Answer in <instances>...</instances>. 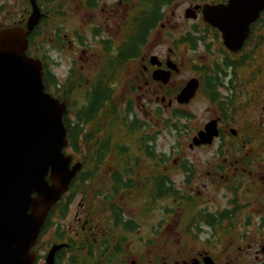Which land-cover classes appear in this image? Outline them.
<instances>
[{"label": "flooded vegetation", "instance_id": "1", "mask_svg": "<svg viewBox=\"0 0 264 264\" xmlns=\"http://www.w3.org/2000/svg\"><path fill=\"white\" fill-rule=\"evenodd\" d=\"M36 1L42 17L27 36V55L40 58L43 71L55 75L51 69L58 58L52 53L79 52L78 58L70 59L59 85L49 86L52 92L71 95L76 88L83 93L93 86L103 87L99 79L89 85V78L98 76L99 62L90 75L81 70L79 62L90 59L92 55L84 59L90 50L104 64L106 51L119 55L122 46L126 77L113 74L107 81L115 101V91L123 88L121 111L139 110L144 124H170L178 138L190 140L208 122L216 121L218 135L211 143H189L191 149H208L212 156L204 160L202 169L185 161L183 171L192 191L196 178L208 182V192L220 190L222 205L214 200L201 205L198 193L190 195L191 202L183 201L190 207L187 216L179 215V234L189 248L177 251L179 256L166 254L164 249V229L170 223H164L160 199L148 202L143 191L141 199L134 201L137 211L131 214L123 200L115 198L104 207L99 199L77 193L66 204L68 190L44 221L33 264H47L54 245H60L54 264H241L238 258L250 253L255 259L262 253L259 264H264V0H139V10L135 0L110 4L78 0L73 9L67 0ZM27 3L28 11L20 17L10 16L8 23L0 22V28L25 25L31 10ZM2 11L3 5L0 18ZM84 17L93 21L89 36L98 51L87 43ZM114 27L118 35L112 34ZM38 33L45 45L36 39ZM190 79L197 80V89L187 102L180 103L178 95ZM199 98L206 101L208 114L196 122L193 105ZM60 100L69 104L66 98ZM73 101L76 111L82 108L83 101ZM163 111L170 116L163 119ZM151 112H161L154 122L148 116ZM66 118L78 121L68 109ZM130 187L134 185L123 188ZM170 211L166 217L176 216L179 207ZM255 221L259 226L250 230ZM232 239L238 244L229 245ZM195 240L201 248L193 249Z\"/></svg>", "mask_w": 264, "mask_h": 264}, {"label": "water", "instance_id": "2", "mask_svg": "<svg viewBox=\"0 0 264 264\" xmlns=\"http://www.w3.org/2000/svg\"><path fill=\"white\" fill-rule=\"evenodd\" d=\"M29 3L25 25L0 28V264L34 263L33 246L45 218L81 169L65 152L67 102L45 90L42 61L26 52L27 36L42 17L36 0ZM197 86L190 79L178 102H187ZM217 135L212 120L191 146L209 144ZM59 247H51L47 264H54Z\"/></svg>", "mask_w": 264, "mask_h": 264}, {"label": "trees", "instance_id": "3", "mask_svg": "<svg viewBox=\"0 0 264 264\" xmlns=\"http://www.w3.org/2000/svg\"><path fill=\"white\" fill-rule=\"evenodd\" d=\"M39 1L43 3L44 0ZM135 1L137 2L135 8L141 9L139 0ZM146 22H150L149 16ZM41 34L38 33L36 39ZM120 49L119 55L106 51L104 64L98 71V76L89 78V85L99 79L104 83L103 87L93 86L83 93L82 89L76 88L75 94L71 95L58 91L50 92L59 99L66 98L69 102L68 110L74 112L78 119L76 122L69 118L64 120L69 140L67 148L70 149L73 160L81 163V170L72 180L69 194L64 198L67 200L66 204L73 201L77 193L86 198L87 194L94 192V195L90 194L91 196L87 198L93 200L96 194H102L99 199L100 206L105 207L107 202L114 199L119 190H124L123 187L127 185H134V188H129L132 190L126 188L125 192L136 191L141 194L145 191L144 197L148 202L171 197L191 202V196H180L167 174L160 170L153 136L146 133L147 130H142L144 123L128 110H120L118 101H115L112 95V88L107 85L111 75H117L123 67L122 46ZM43 80L47 91L50 85H59L55 75L46 70ZM72 99L80 103L83 101L82 108L76 111ZM101 121L104 123L101 124ZM158 160L161 162L166 160L163 153L158 154ZM106 167L112 168V172L105 173L103 169ZM143 168L149 171L145 173ZM181 168L187 167L182 164ZM107 183L110 184L108 187L105 186ZM93 185L97 187L91 191ZM138 199L141 197L138 196Z\"/></svg>", "mask_w": 264, "mask_h": 264}, {"label": "rangeland", "instance_id": "4", "mask_svg": "<svg viewBox=\"0 0 264 264\" xmlns=\"http://www.w3.org/2000/svg\"><path fill=\"white\" fill-rule=\"evenodd\" d=\"M107 4L110 3H115L116 0H101ZM184 0H179V2H182ZM79 3L78 0H67V3L70 5L69 7H71L72 9L74 8L76 3ZM3 5V11H2V18H0V22L2 23H8L10 21V16H18L20 17L21 13H23L25 11V9H27V11L29 10L28 7V3L27 0H0V6ZM181 7H179V12H180ZM82 11L78 10L77 13H80ZM93 22V21H91ZM88 22L87 18H83V28H84V32L85 34H87V43L88 45H91L92 48H95V42L91 39V37L89 36V27H90V23ZM116 27H114L112 30V34L115 35L116 32ZM122 34V30H120L119 35ZM118 35V34H116ZM42 34L40 37L37 38V40H39V43H41L43 45L44 43V39L42 38ZM45 45V43H44ZM45 48V46H44ZM97 51L98 49L95 48ZM79 52L77 51L76 53L74 52H70V53H63L60 54V56L57 53H52V56H54L55 58L57 57L58 62L57 65H53L52 66V72L55 74V77L57 78L58 81L62 80L65 75H66V71L68 70V66H69V61L71 58H78ZM89 55L90 59L88 60H84L83 62H79L80 65L82 66V69L86 75H90L92 72V69L95 67V64L97 62H99L98 64V68H96L97 70L95 71H99L100 68L103 66V62L102 60L98 59L97 54H92V51L89 50L88 55L84 56L85 58H88ZM96 61V62H95ZM87 62V63H86ZM89 62V63H88ZM102 62V63H101ZM126 73H127V69H123V67L120 69L118 75H120L122 78L126 77ZM49 92H52V88H48ZM124 91L123 88L120 86V88H117V91H115V97L117 98L118 103L122 104L123 107V96H124ZM206 107H207V103L205 100L203 99H198L196 101V103L193 105V109L195 111L196 114V122L203 119L204 117L207 116V111H206ZM160 113H150L148 114L149 119H151V122L155 121V116L160 115ZM133 115H136L139 119L142 118L143 113L139 110H136V112L133 113ZM163 119H166L170 116L169 111H163L162 115ZM141 117V118H140ZM142 130L146 131V133L151 134V136H153L154 139V148H155V153L157 154L156 159L158 161V163L161 165L160 170L164 173L167 174V176L169 177V179L172 182V186H175V189L178 191V194L180 196L183 195H195L196 193H198V195L200 197H198L199 201L198 203H201V205H206L207 203L209 205L212 204V200H214V203H218V205H222V192L220 190H215V192H208L209 190V184L207 181L203 180L201 178V180L197 179L194 180L195 184H193L194 186V190L192 191L190 187H188L189 185L192 186L191 183H187V181H185L186 176L184 174V168H181V165L186 161L187 163H194L196 165H199L200 169H202V165L203 162L206 158H208V156H212L211 152L208 151V149H191L189 147V143H191L190 139H186L185 137H180L178 138L172 131L170 128V124L169 125H162V126H153L150 124H142ZM159 132V133H158ZM67 153H71L70 149L67 148L66 149ZM163 153L164 157L166 160L164 161H159L158 160V154ZM146 163V161H145ZM142 167H144V164L142 165ZM105 171V173H110L112 172V168L110 167H106L103 169ZM138 171V169H137ZM149 171V169H145L143 168V172L147 173ZM184 184V186H182ZM110 185V184H109ZM108 183L107 185H105L106 187L109 186ZM137 185V184H136ZM97 185H93V188H91V191L96 188ZM180 188V189H179ZM125 189H120L119 193L116 194L115 197V201H122L123 206L125 207V209H127L131 214H134L135 211H137L138 207H137V203H135V199H138L139 197H142V193H138L136 191H129L125 196V197H118V195H124L125 194ZM128 190V189H126ZM129 190H132L129 189ZM92 194L94 195V192L89 193V195ZM196 196V195H195ZM202 197V199H201ZM96 199H100L101 197L96 194L95 195ZM87 199V196H86ZM162 201L161 205L163 208V217H164V223L168 222L170 223L169 226H167V229H164V236L162 239L163 242V246L164 249H166V254L169 253H175L178 254L179 256L181 255L180 252H185L189 246L185 245V243L183 242V237L179 234V232H181L182 230L180 229V222H179V215H183V217H185V215L187 216L189 213L188 210V206L185 205V203H183V199H179V198H175V197H171V198H161L160 199ZM100 201V200H99ZM176 201V202H174ZM175 204H179V205H175ZM75 204L72 206V209L74 208ZM213 206V205H212ZM211 206V207H212ZM99 207V206H98ZM176 207H179V211L177 213L176 216L174 217H166V215H171V211L172 209H175ZM169 209V210H167ZM74 210L71 213V218L73 217V213ZM259 226V223L257 221L252 223V229L250 230H256L255 228ZM247 228V227H246ZM248 229V228H247ZM263 232H264V228ZM232 242H230L229 245H233L235 246L236 244H238V240L236 239H232L230 240ZM166 244V245H165ZM193 249H198L201 248V244L200 242L197 240H195L193 242V244H191ZM242 247L245 248V245H242ZM180 251V252H177ZM234 257V256H233ZM259 259H262L263 255L262 253L259 254ZM240 260L241 264H259L261 262V260L259 259H255L254 255L252 253L250 254H246L244 256H240L238 258Z\"/></svg>", "mask_w": 264, "mask_h": 264}]
</instances>
